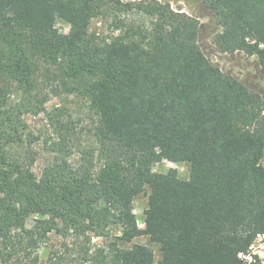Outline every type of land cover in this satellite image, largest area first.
Wrapping results in <instances>:
<instances>
[{
    "label": "trees",
    "instance_id": "1",
    "mask_svg": "<svg viewBox=\"0 0 264 264\" xmlns=\"http://www.w3.org/2000/svg\"><path fill=\"white\" fill-rule=\"evenodd\" d=\"M200 1L219 27L217 51L264 68V0ZM94 19L109 22L108 39L89 34ZM198 31L156 0H0V264H37L50 234L99 264H260L251 249L264 236V100L210 63ZM50 81L96 122L75 145L57 117L36 172L23 116L45 112ZM162 161L186 164L188 178L154 172ZM140 237L158 259L132 243ZM92 238L106 245L90 257Z\"/></svg>",
    "mask_w": 264,
    "mask_h": 264
},
{
    "label": "rangeland",
    "instance_id": "2",
    "mask_svg": "<svg viewBox=\"0 0 264 264\" xmlns=\"http://www.w3.org/2000/svg\"><path fill=\"white\" fill-rule=\"evenodd\" d=\"M123 2H137L139 0H122ZM162 4H168L171 9L183 12L199 22L197 44L202 53L211 64L218 67L221 72L231 75L250 90L258 93L264 100V68L256 56H248L242 52L222 54L217 51L213 44V37L219 32L211 12L200 0H156ZM128 16V17H127ZM126 19L136 23L147 24L148 20L142 15L131 12ZM55 27L63 34L68 32V26L62 22H56ZM89 34L99 40L108 39L112 35L109 22L94 19L89 26ZM47 97L44 104L45 112L38 115L26 114L23 120L27 126L26 132L34 138L32 145L35 152L34 170L36 172L45 164L50 156L46 150L48 145L54 141L56 134L53 127L58 118L74 129L76 133L75 145H85L90 140L92 128L96 119L89 112L87 102L76 94H70L65 87L57 81H50L41 91ZM60 113V116L57 114ZM264 113V112H263ZM56 116V117H55ZM264 163V159H263ZM176 169L182 179H187L189 174L188 166L184 163H170L162 161L153 166V171L164 173L168 169ZM146 196H140L133 202V214L138 227L143 228L144 210L146 208ZM34 217L27 220V226L33 224ZM132 243L147 244L154 252L156 259L159 258L156 246L149 244L146 237L135 239ZM106 245V240L92 238L88 248V256L95 253ZM71 250V251H70ZM77 249L73 246L72 240H63L60 237L50 234L47 240L41 244L38 250L37 264H99L98 259L85 261L76 255ZM251 252L257 256L260 264H264V236H260L254 242Z\"/></svg>",
    "mask_w": 264,
    "mask_h": 264
}]
</instances>
